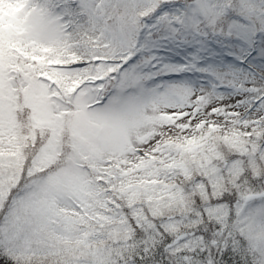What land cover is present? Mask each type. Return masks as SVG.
<instances>
[{"label":"snow or ice","instance_id":"6c2138e0","mask_svg":"<svg viewBox=\"0 0 264 264\" xmlns=\"http://www.w3.org/2000/svg\"><path fill=\"white\" fill-rule=\"evenodd\" d=\"M0 264H264V0H0Z\"/></svg>","mask_w":264,"mask_h":264}]
</instances>
